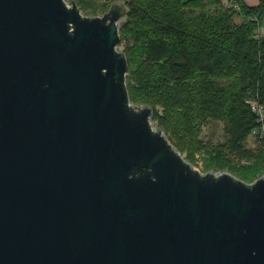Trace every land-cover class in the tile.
<instances>
[{
	"label": "water",
	"instance_id": "1",
	"mask_svg": "<svg viewBox=\"0 0 264 264\" xmlns=\"http://www.w3.org/2000/svg\"><path fill=\"white\" fill-rule=\"evenodd\" d=\"M125 15L0 0V264H264V176L201 174L132 106Z\"/></svg>",
	"mask_w": 264,
	"mask_h": 264
},
{
	"label": "trees",
	"instance_id": "2",
	"mask_svg": "<svg viewBox=\"0 0 264 264\" xmlns=\"http://www.w3.org/2000/svg\"><path fill=\"white\" fill-rule=\"evenodd\" d=\"M83 14L126 9L119 46L128 63L132 106L151 107V121L191 164L229 172L251 183L264 176V137L250 101L264 103V0H68ZM230 1L231 5H226ZM220 122L224 139H202L206 124Z\"/></svg>",
	"mask_w": 264,
	"mask_h": 264
},
{
	"label": "rangeland",
	"instance_id": "3",
	"mask_svg": "<svg viewBox=\"0 0 264 264\" xmlns=\"http://www.w3.org/2000/svg\"><path fill=\"white\" fill-rule=\"evenodd\" d=\"M67 2H68V4L69 5H71L72 3L70 2V1H68L67 0ZM225 3H226V5H231V2L229 1H225ZM111 7V6H110ZM110 7H109V9H110ZM108 9V10H109ZM81 10V9H80ZM107 10V11H108ZM106 11V12H107ZM82 12V11H81ZM105 12V13H106ZM82 14H83V12H82ZM104 14V13H103ZM103 14H100V15H98V16H102ZM84 15V14H83ZM124 21V17L123 18H121L120 19V21L118 22V25H120L122 22ZM264 24V23H263ZM263 27H264V25H263ZM264 30V29H263ZM118 49L119 50H122V47L121 46H118ZM151 124H152V126H153V128L155 129V130H158V127L156 126V124L155 123H153L152 121H151ZM257 134H254V133H252V135H250V137L247 139V141H246V145H247V147L248 148H250V149H256L257 148V146H258V142L256 141V139H257ZM202 139L204 140V141H206V142H209V143H218V142H220V141H222L223 139H224V126H223V124L222 123H220V122H210V123H208V124H206L205 126H204V128H203V131H202ZM183 157H184V155H182ZM197 162L196 163H194V164H191L189 161V163L191 164V166L194 168V169H196L197 171H199L201 174H206V173H208V172H204L203 171V167H202V161L199 159V156H197ZM185 159V158H184ZM187 161V160H186ZM210 173H214V174H220V173H222V172H218V171H215V172H213V171H209ZM225 172H227V171H225ZM224 173V172H223ZM229 173V172H228ZM254 182V181H253ZM252 183V182H251Z\"/></svg>",
	"mask_w": 264,
	"mask_h": 264
},
{
	"label": "built area",
	"instance_id": "4",
	"mask_svg": "<svg viewBox=\"0 0 264 264\" xmlns=\"http://www.w3.org/2000/svg\"><path fill=\"white\" fill-rule=\"evenodd\" d=\"M250 105L256 114L258 123L260 124L259 128L255 129L253 133L260 137H264V103L258 99H252L250 101Z\"/></svg>",
	"mask_w": 264,
	"mask_h": 264
},
{
	"label": "crops",
	"instance_id": "5",
	"mask_svg": "<svg viewBox=\"0 0 264 264\" xmlns=\"http://www.w3.org/2000/svg\"><path fill=\"white\" fill-rule=\"evenodd\" d=\"M249 5H255V4H257L260 0H245ZM264 25V24H263ZM263 25L261 26V28H260V33H261V35H264V27H263Z\"/></svg>",
	"mask_w": 264,
	"mask_h": 264
}]
</instances>
